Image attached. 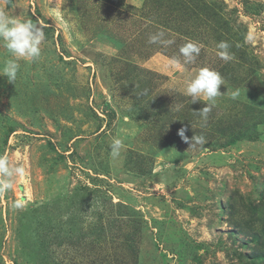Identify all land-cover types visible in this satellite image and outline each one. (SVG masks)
I'll list each match as a JSON object with an SVG mask.
<instances>
[{
  "label": "rangeland",
  "instance_id": "1",
  "mask_svg": "<svg viewBox=\"0 0 264 264\" xmlns=\"http://www.w3.org/2000/svg\"><path fill=\"white\" fill-rule=\"evenodd\" d=\"M0 12L46 34L14 82L0 41L12 185L0 264H264V0H0ZM157 32L174 43L150 44ZM202 68L225 82L206 124L195 111L210 102L184 94ZM181 127L207 143L190 147Z\"/></svg>",
  "mask_w": 264,
  "mask_h": 264
},
{
  "label": "clouds",
  "instance_id": "2",
  "mask_svg": "<svg viewBox=\"0 0 264 264\" xmlns=\"http://www.w3.org/2000/svg\"><path fill=\"white\" fill-rule=\"evenodd\" d=\"M164 33L157 32L149 37L150 44H163L169 45L174 43L172 40L163 39ZM46 39V34L41 26L36 23H32L29 20L10 18L3 12H0V41H3L4 46L15 59H8L2 69L3 76L7 77L9 82H14L17 78V73L20 70V59L35 60L39 58L41 54L40 45ZM218 48L222 51L220 56L225 61L231 60L233 57L229 52L230 45L226 41H221L218 44ZM180 55L184 58L185 63H192L200 53V48L196 43L188 42L180 47ZM173 63L178 64V60H173ZM224 79L217 71L209 68H202L196 76L187 82L185 87V95L190 97V103L196 104L201 102L202 99L210 103L199 111H195L200 117L203 124H206L208 114L211 111L212 106L215 104L216 98L221 94L220 86L224 85ZM235 94L233 95V99ZM180 106H177L179 110ZM202 124V126H203ZM188 129L181 127L177 131V135L181 140L190 145H205L207 143L203 135L192 136L189 138L186 135ZM123 149V141L120 138H114L110 144L111 156L118 158ZM0 173L5 175L10 174L8 169V161L0 158ZM17 173L23 175L21 168L17 169ZM12 185L8 183L0 184V192L7 191ZM20 206V205H17Z\"/></svg>",
  "mask_w": 264,
  "mask_h": 264
},
{
  "label": "trees",
  "instance_id": "3",
  "mask_svg": "<svg viewBox=\"0 0 264 264\" xmlns=\"http://www.w3.org/2000/svg\"><path fill=\"white\" fill-rule=\"evenodd\" d=\"M189 16L188 14L185 15V17ZM262 258L260 257V255H258L257 253L254 254H249L247 261L250 264H258V262H260ZM263 262V261H262Z\"/></svg>",
  "mask_w": 264,
  "mask_h": 264
}]
</instances>
